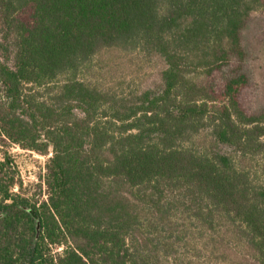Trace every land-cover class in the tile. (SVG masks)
Returning <instances> with one entry per match:
<instances>
[{
    "label": "trees",
    "instance_id": "1",
    "mask_svg": "<svg viewBox=\"0 0 264 264\" xmlns=\"http://www.w3.org/2000/svg\"><path fill=\"white\" fill-rule=\"evenodd\" d=\"M262 12L0 0V264H264V109L225 73ZM8 145L51 154L46 200L23 194Z\"/></svg>",
    "mask_w": 264,
    "mask_h": 264
},
{
    "label": "rangeland",
    "instance_id": "2",
    "mask_svg": "<svg viewBox=\"0 0 264 264\" xmlns=\"http://www.w3.org/2000/svg\"><path fill=\"white\" fill-rule=\"evenodd\" d=\"M242 45L245 58L241 63L234 60L225 73L240 71L248 77V88L242 94V103L250 113L264 109V12L255 13L249 19L242 32ZM226 75V74H224ZM138 86L141 89H153L158 84V77L153 69H145L139 76ZM222 75H215L218 83ZM136 86V85H135ZM11 157L13 165L23 182V194L36 201L47 199L43 178L46 173L48 156L26 151L16 145L4 146Z\"/></svg>",
    "mask_w": 264,
    "mask_h": 264
}]
</instances>
